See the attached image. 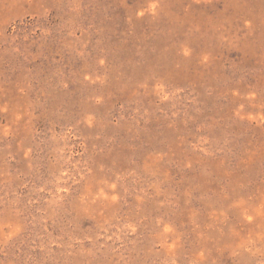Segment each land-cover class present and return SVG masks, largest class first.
Returning <instances> with one entry per match:
<instances>
[{
  "label": "rangeland",
  "instance_id": "rangeland-1",
  "mask_svg": "<svg viewBox=\"0 0 264 264\" xmlns=\"http://www.w3.org/2000/svg\"><path fill=\"white\" fill-rule=\"evenodd\" d=\"M0 264H264V0H0Z\"/></svg>",
  "mask_w": 264,
  "mask_h": 264
}]
</instances>
